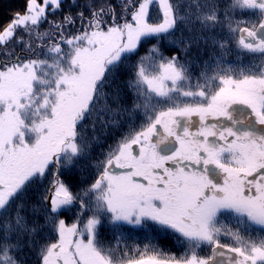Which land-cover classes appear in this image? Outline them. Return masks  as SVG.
<instances>
[{
    "label": "snow or ice",
    "instance_id": "6c2138e0",
    "mask_svg": "<svg viewBox=\"0 0 264 264\" xmlns=\"http://www.w3.org/2000/svg\"><path fill=\"white\" fill-rule=\"evenodd\" d=\"M223 9L218 0H25L0 30V48L14 42L0 53V264H26L21 254L37 244L39 264H264V0ZM150 41L127 81L129 108L113 85ZM201 41L218 54L194 74L180 54ZM137 112L140 125L130 120L90 165L96 178L74 192L62 176L89 159L86 122L104 131ZM77 203L90 213L83 228L79 214L60 218ZM105 218L116 232L171 233L184 252L106 246ZM45 232L54 242H38Z\"/></svg>",
    "mask_w": 264,
    "mask_h": 264
},
{
    "label": "trees",
    "instance_id": "16d2710c",
    "mask_svg": "<svg viewBox=\"0 0 264 264\" xmlns=\"http://www.w3.org/2000/svg\"><path fill=\"white\" fill-rule=\"evenodd\" d=\"M43 0H38V3H41ZM85 0H79L80 4H83ZM221 4V13H223V6L227 3V0H218ZM25 0H0V30L3 29L4 26L10 21L13 14L17 11L22 12L24 9ZM65 10L68 8V4L65 3L64 5ZM76 9H73L75 12ZM87 15V13H85ZM236 19H251L253 17L242 14L239 10H236L233 13ZM61 17V13L57 12L55 15H49L48 19L52 21H59ZM81 26V21H77L74 26L67 29V32L71 34L76 30H79ZM49 27L47 23L43 24L41 27V31L46 30ZM215 33L217 37L227 35V29L224 28L223 30L218 27L215 29ZM21 35V33H17V36ZM177 35H179V30L177 31ZM152 43H156L155 41H150L149 43L143 44L140 48L138 53L131 58L130 61H126V66L122 70V75L120 78L115 82L113 87L118 86L121 89L122 96L124 99V103L127 107L131 108L134 100H135V93L127 87V81L132 77L134 73V65L136 61L139 59L140 56L147 55L148 49L151 47ZM13 43H10L7 49L0 48V53L4 51H11L13 49ZM161 48V51L164 55H169V47L170 45L164 41L158 45ZM15 53L17 55L23 56L24 53L21 52V47H15ZM218 54V50H215L209 41L205 44L201 41L199 48L195 46L192 48L188 57H185L183 52L180 54V59L183 62L185 59L191 58L193 60V68L192 71L194 74H198L200 70V66L203 64L204 61H208L209 64H212L216 59ZM6 57L0 54V61L5 60ZM236 60L235 52L233 51L227 58L226 62L234 63ZM123 123L119 128H109L107 130L101 131L100 126L97 125L96 130L93 131L90 124H87L86 130L84 132L85 138L88 142L91 143L92 147L89 152V159L82 160L80 164L77 165L75 169L72 171V179H68V174L66 173L62 176L66 182L70 183L72 186V190L75 192L79 190L85 183L90 184L96 178V170L94 167L90 165L94 164L95 161L99 159H103V154L108 150L109 145H113L120 136L128 130V124L130 120L134 122L135 126H139L142 122V113L137 112L132 117H127L126 115L122 117ZM98 137V140H93L92 137ZM55 171V169H53ZM52 179V173L50 172L47 177L43 179V181L39 185L38 193H42L45 188L49 186V182ZM80 215V221L78 224H84L90 213H83L79 212V204L73 206V210L71 212H66L60 218L66 220V223L72 224L76 222V216ZM222 220H225L226 223L233 224L234 221L228 220L222 217ZM100 238L104 241L106 246L112 247H119L121 250H124L126 247L131 249L133 247L138 246L140 249H143V246L146 243H153L156 244L161 250L164 252L180 255L184 252V247L178 244L174 238V235L171 233H155L149 232L145 229L134 227L131 225H124L123 228L116 232L112 229L111 225L108 224L107 219L105 218L103 222V226L100 227ZM119 237V240L117 239ZM39 243L45 242V240L49 242H54L55 235H49L47 232L43 233L40 237H37ZM39 244L32 246L30 245L28 248L24 250V253L21 254L22 259L26 261V264H39V257L38 253ZM201 255L205 254L204 250L200 251Z\"/></svg>",
    "mask_w": 264,
    "mask_h": 264
},
{
    "label": "rangeland",
    "instance_id": "374dc122",
    "mask_svg": "<svg viewBox=\"0 0 264 264\" xmlns=\"http://www.w3.org/2000/svg\"><path fill=\"white\" fill-rule=\"evenodd\" d=\"M43 2V1H42ZM42 2H41V4H42ZM86 223V222H85ZM83 226H84V224H78V227H81V228H83Z\"/></svg>",
    "mask_w": 264,
    "mask_h": 264
},
{
    "label": "flooded vegetation",
    "instance_id": "af4514ba",
    "mask_svg": "<svg viewBox=\"0 0 264 264\" xmlns=\"http://www.w3.org/2000/svg\"><path fill=\"white\" fill-rule=\"evenodd\" d=\"M224 222H225V220H224Z\"/></svg>",
    "mask_w": 264,
    "mask_h": 264
}]
</instances>
